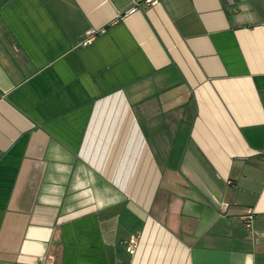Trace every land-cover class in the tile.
Returning <instances> with one entry per match:
<instances>
[{"label":"crops","instance_id":"crops-1","mask_svg":"<svg viewBox=\"0 0 264 264\" xmlns=\"http://www.w3.org/2000/svg\"><path fill=\"white\" fill-rule=\"evenodd\" d=\"M262 152L264 0H0V264H264Z\"/></svg>","mask_w":264,"mask_h":264},{"label":"built area","instance_id":"built-area-1","mask_svg":"<svg viewBox=\"0 0 264 264\" xmlns=\"http://www.w3.org/2000/svg\"><path fill=\"white\" fill-rule=\"evenodd\" d=\"M151 1H152V0H146L147 3L151 2ZM93 33H94L93 30H89V31L87 32V37H86V39L83 41V43H87V42L92 38ZM262 154H264V152H262ZM223 206L225 207L226 205H223ZM242 218L244 219L246 225H248V226L251 225V222H252V219H253V211H252L251 209H248V210L245 212V214L242 215ZM44 259H45L44 256L40 257V261H42V260H44Z\"/></svg>","mask_w":264,"mask_h":264}]
</instances>
